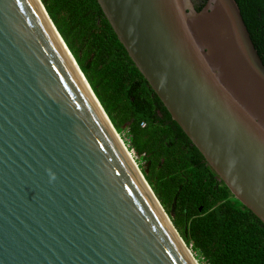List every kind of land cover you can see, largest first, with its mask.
I'll return each instance as SVG.
<instances>
[{"label": "water", "instance_id": "obj_1", "mask_svg": "<svg viewBox=\"0 0 264 264\" xmlns=\"http://www.w3.org/2000/svg\"><path fill=\"white\" fill-rule=\"evenodd\" d=\"M96 1L264 224V63L236 0ZM59 38L71 55L40 0H0V264H199Z\"/></svg>", "mask_w": 264, "mask_h": 264}, {"label": "trees", "instance_id": "obj_2", "mask_svg": "<svg viewBox=\"0 0 264 264\" xmlns=\"http://www.w3.org/2000/svg\"><path fill=\"white\" fill-rule=\"evenodd\" d=\"M199 264H264V224L237 200L136 68L96 0H40ZM199 10L206 0H191ZM264 63V0H236Z\"/></svg>", "mask_w": 264, "mask_h": 264}, {"label": "bare ground", "instance_id": "obj_3", "mask_svg": "<svg viewBox=\"0 0 264 264\" xmlns=\"http://www.w3.org/2000/svg\"><path fill=\"white\" fill-rule=\"evenodd\" d=\"M53 30H54V29H53ZM55 33H56V32H55ZM59 43H60L61 46L63 47L65 53L68 55V51L66 50V48H65L64 45L62 44V41H60V38H59ZM68 57H69V60L71 61V63L74 62L70 54L68 55ZM73 67L75 68L77 74L79 75L80 80H82V82H83V83L85 84V86H86V82H85V80H84V78H83V75L81 74V71L77 69V67H76V65H75L74 63H73ZM86 88L88 89V87H86ZM120 142H121V141H120ZM128 154H129V153H128Z\"/></svg>", "mask_w": 264, "mask_h": 264}, {"label": "rangeland", "instance_id": "obj_4", "mask_svg": "<svg viewBox=\"0 0 264 264\" xmlns=\"http://www.w3.org/2000/svg\"><path fill=\"white\" fill-rule=\"evenodd\" d=\"M119 137L121 138V136L119 135ZM122 139V138H121ZM122 141H123V139H122ZM123 143H124V141H123ZM124 145L126 146V148H127V145L124 143ZM127 150H128V148H127ZM129 151V150H128ZM130 152V151H129ZM131 157L134 159V157H133V155H132V153H131ZM134 162L137 164V162L134 160ZM137 166H138V164H137Z\"/></svg>", "mask_w": 264, "mask_h": 264}, {"label": "built area", "instance_id": "obj_5", "mask_svg": "<svg viewBox=\"0 0 264 264\" xmlns=\"http://www.w3.org/2000/svg\"><path fill=\"white\" fill-rule=\"evenodd\" d=\"M130 154L132 153V155L134 156V152L132 151V150H130V152H129Z\"/></svg>", "mask_w": 264, "mask_h": 264}]
</instances>
